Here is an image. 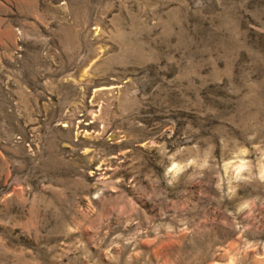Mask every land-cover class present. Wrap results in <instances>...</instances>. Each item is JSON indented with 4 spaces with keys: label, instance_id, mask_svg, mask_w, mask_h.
Wrapping results in <instances>:
<instances>
[{
    "label": "rangeland",
    "instance_id": "rangeland-1",
    "mask_svg": "<svg viewBox=\"0 0 264 264\" xmlns=\"http://www.w3.org/2000/svg\"><path fill=\"white\" fill-rule=\"evenodd\" d=\"M0 264H264V0H0Z\"/></svg>",
    "mask_w": 264,
    "mask_h": 264
}]
</instances>
